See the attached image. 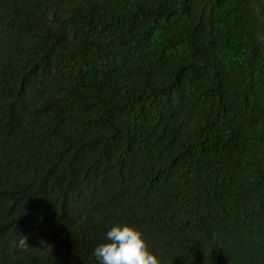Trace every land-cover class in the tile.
<instances>
[{
  "label": "trees",
  "instance_id": "16d2710c",
  "mask_svg": "<svg viewBox=\"0 0 264 264\" xmlns=\"http://www.w3.org/2000/svg\"><path fill=\"white\" fill-rule=\"evenodd\" d=\"M116 224L264 264V0H0V264H99Z\"/></svg>",
  "mask_w": 264,
  "mask_h": 264
},
{
  "label": "clouds",
  "instance_id": "9594fccd",
  "mask_svg": "<svg viewBox=\"0 0 264 264\" xmlns=\"http://www.w3.org/2000/svg\"><path fill=\"white\" fill-rule=\"evenodd\" d=\"M18 246H28L26 237L21 235ZM93 255L99 264H161L157 255L149 250L144 234L128 224L112 226L105 242L94 249Z\"/></svg>",
  "mask_w": 264,
  "mask_h": 264
}]
</instances>
